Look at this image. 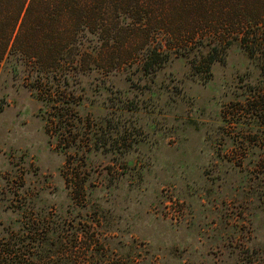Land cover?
Wrapping results in <instances>:
<instances>
[{"label": "rangeland", "instance_id": "1", "mask_svg": "<svg viewBox=\"0 0 264 264\" xmlns=\"http://www.w3.org/2000/svg\"><path fill=\"white\" fill-rule=\"evenodd\" d=\"M209 48L72 76L88 148L58 147L35 71L2 62L0 264H264V67L235 42L205 79Z\"/></svg>", "mask_w": 264, "mask_h": 264}, {"label": "trees", "instance_id": "2", "mask_svg": "<svg viewBox=\"0 0 264 264\" xmlns=\"http://www.w3.org/2000/svg\"><path fill=\"white\" fill-rule=\"evenodd\" d=\"M235 42L264 67V0H0V67L15 55L35 71L33 86L48 105L46 132L64 149L88 148L84 137L92 132L68 88L76 73L112 70L137 55L153 71L172 52L210 46L192 64L206 79ZM10 258L2 261L19 263Z\"/></svg>", "mask_w": 264, "mask_h": 264}]
</instances>
